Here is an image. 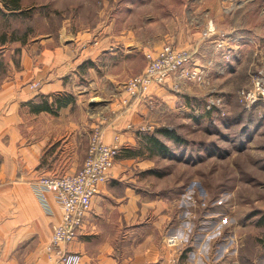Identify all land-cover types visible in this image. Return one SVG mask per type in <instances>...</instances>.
I'll use <instances>...</instances> for the list:
<instances>
[{
    "label": "crops",
    "instance_id": "1",
    "mask_svg": "<svg viewBox=\"0 0 264 264\" xmlns=\"http://www.w3.org/2000/svg\"><path fill=\"white\" fill-rule=\"evenodd\" d=\"M9 14L20 12L0 4V264H51L45 248L62 211L56 194L44 190L39 179L74 174L83 161L58 153L49 158L46 150L56 142L65 144L82 128L83 108L70 81L79 78L77 68L86 57L97 62L114 44L106 36H95L100 44L86 45L93 36L87 32L65 48L52 47L45 36L20 40L11 32L17 27L3 29V15ZM190 41L184 39V45ZM193 44L200 56L215 47L213 41ZM96 70L89 69L91 79L99 77ZM210 79L217 87L215 76ZM63 93L73 94L76 103L58 116L31 111V104L46 98L52 102ZM205 94L191 84L180 93L172 90L171 81L153 84L103 129V141L113 144L119 138L121 151L108 182L92 201L86 226L68 246L69 252L82 256L81 264H264V183L250 185L251 208L240 198L241 206L233 212L234 230L229 231L225 224L231 218L221 202L204 213L190 185L162 183L159 176L158 160L164 153L159 146H170L161 130L193 120ZM126 96L121 92L111 106ZM74 112L78 117H71ZM169 234L181 239L175 249L163 244Z\"/></svg>",
    "mask_w": 264,
    "mask_h": 264
},
{
    "label": "rangeland",
    "instance_id": "2",
    "mask_svg": "<svg viewBox=\"0 0 264 264\" xmlns=\"http://www.w3.org/2000/svg\"><path fill=\"white\" fill-rule=\"evenodd\" d=\"M22 10L18 15H3V29L17 27L11 31L13 38L45 36L51 38L52 47L65 48L87 32L93 36L86 45L100 44L95 36L102 40L106 36L114 44L94 62L99 77L91 79L89 67L80 69L90 58L78 66L80 76L70 81V87L83 108L82 128L66 138L65 144L56 142L47 149L49 158L58 153V157L76 156L84 162L95 129L103 130L116 118L111 104L124 85L143 73L166 44L189 49L202 67L204 62L214 61L209 76H215L226 115H207L202 101L193 120L171 125L180 141L169 140L167 152L158 160L159 176L162 183L197 182L208 194L204 213L211 212L214 202H221L231 218L225 229L233 231V212L241 206L240 198L243 206L251 208L250 185L264 183V103L250 109L239 96L240 91L252 88L258 72H264V0H23ZM211 21L219 33L234 40L229 43L234 54L230 61L216 47L203 56L191 48L193 41V45L213 41L216 46L214 37L206 40L203 36ZM184 39L193 41L184 45ZM211 231L217 230L212 227Z\"/></svg>",
    "mask_w": 264,
    "mask_h": 264
},
{
    "label": "built area",
    "instance_id": "3",
    "mask_svg": "<svg viewBox=\"0 0 264 264\" xmlns=\"http://www.w3.org/2000/svg\"><path fill=\"white\" fill-rule=\"evenodd\" d=\"M203 36L206 40L214 37L215 47L222 54V58L225 61L232 59L234 54L230 51L229 43L234 40L230 35L219 33L211 21ZM214 66V61L209 60L207 65L202 67L189 49L166 44L158 55L150 60L143 73L124 85L123 91L127 96L118 99V104L115 105V109H112V113L116 117L130 108L133 101L144 97L151 85L164 86L171 81L172 90L177 93H180L184 85L188 84L206 90L208 95L204 100L205 111L224 117L226 115L224 100L219 89L212 86L209 79V73ZM33 88H38V84ZM239 96L241 102L250 109L259 102L264 103V72H258L253 80L252 88L240 91ZM140 131L144 132L145 129H139ZM102 133V129H95L87 158L76 173L60 177L44 176L39 179V184L44 190L56 194L62 211L61 220L54 226L51 240L45 248L51 264L82 263V256L69 252L68 246L78 239L86 226L87 217L92 210V201L99 195L101 187L108 182L111 169L121 151L119 138H115L113 144H106ZM189 185L188 190L197 193L199 198L205 201L201 206L207 207L206 190L197 182ZM180 242L178 235L169 234L163 239V244L169 249L177 248Z\"/></svg>",
    "mask_w": 264,
    "mask_h": 264
},
{
    "label": "trees",
    "instance_id": "4",
    "mask_svg": "<svg viewBox=\"0 0 264 264\" xmlns=\"http://www.w3.org/2000/svg\"><path fill=\"white\" fill-rule=\"evenodd\" d=\"M22 1L23 0H0V2L3 3V6L8 11H14V12H20L22 13ZM92 68L95 67L94 62L88 61L85 62L83 65L80 66V69L84 68ZM76 98L73 94L70 93H63L53 96L52 102L48 98H46L44 101H42L40 104L30 105L31 111L34 113H40V112H47L50 115L58 116L61 109L67 108L68 106L75 104ZM207 115H212L210 112H206ZM161 133L169 138L170 140H174L175 142H179L180 138L175 134L174 132H171L167 129L161 130ZM157 145H160L159 141H156ZM161 147V150L165 153L167 152V147L165 145L159 146Z\"/></svg>",
    "mask_w": 264,
    "mask_h": 264
}]
</instances>
